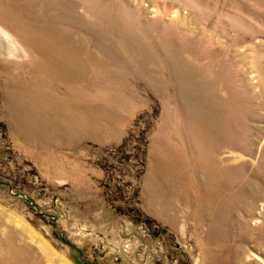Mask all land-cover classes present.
<instances>
[{
    "label": "rangeland",
    "instance_id": "obj_1",
    "mask_svg": "<svg viewBox=\"0 0 264 264\" xmlns=\"http://www.w3.org/2000/svg\"><path fill=\"white\" fill-rule=\"evenodd\" d=\"M0 24L24 50L0 52V264L37 239L264 264V0H0Z\"/></svg>",
    "mask_w": 264,
    "mask_h": 264
},
{
    "label": "bare ground",
    "instance_id": "obj_2",
    "mask_svg": "<svg viewBox=\"0 0 264 264\" xmlns=\"http://www.w3.org/2000/svg\"><path fill=\"white\" fill-rule=\"evenodd\" d=\"M0 52L5 54L6 56L17 55L19 53L22 54L24 52L23 47L20 45L17 39L1 24H0ZM36 241L38 243V247L32 245L35 250L34 254H33V248L28 246V254L23 260L25 261V264H42L41 259H45L47 257L53 260V264H67L65 260L59 257L54 252V250H52L49 246L42 243L41 240L37 239ZM4 242L5 244L8 245L10 243V239H6Z\"/></svg>",
    "mask_w": 264,
    "mask_h": 264
}]
</instances>
